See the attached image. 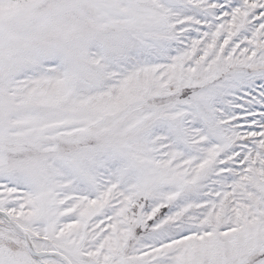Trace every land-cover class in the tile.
<instances>
[{
  "label": "snow or ice",
  "instance_id": "6c2138e0",
  "mask_svg": "<svg viewBox=\"0 0 264 264\" xmlns=\"http://www.w3.org/2000/svg\"><path fill=\"white\" fill-rule=\"evenodd\" d=\"M0 264H264V0H0Z\"/></svg>",
  "mask_w": 264,
  "mask_h": 264
}]
</instances>
